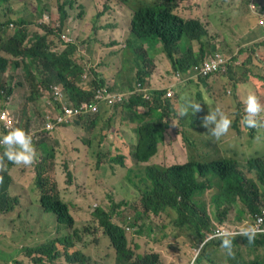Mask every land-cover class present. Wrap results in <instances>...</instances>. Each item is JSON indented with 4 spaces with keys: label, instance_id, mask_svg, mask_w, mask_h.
<instances>
[{
    "label": "trees",
    "instance_id": "obj_1",
    "mask_svg": "<svg viewBox=\"0 0 264 264\" xmlns=\"http://www.w3.org/2000/svg\"><path fill=\"white\" fill-rule=\"evenodd\" d=\"M114 2H125L131 9H137L134 21L125 29L130 39L127 46H115L116 48L110 55L115 57L117 66L116 77H107L103 71L107 70L108 65L102 61L96 64L91 59H75L78 56L83 59L89 57L86 53L76 54L72 45H67L66 36L73 41V38L87 39L84 42L94 45L96 42L104 45H112L121 42L118 38L119 31L124 30L122 17L119 11L111 2L100 0H80L79 6L73 11L68 12L66 5L73 9L74 0H67L58 4L57 12L51 19L45 22L39 20L33 24L36 29H41L38 37L34 38L29 34V23L19 20L15 25L9 23L0 24V104L11 106L10 109L0 111V133H6L13 127H21L26 132H30L33 144L36 148V159L32 164L35 167V187H38L40 201L44 208L57 217L58 223L72 224V219L66 212V207L57 199L48 195V184L56 181L51 177L55 169L56 145H59L58 133L60 130H70L79 135L83 143L90 148L89 178L91 185L100 189L102 181L112 183L115 189H101L106 197L111 200L125 201L129 196L135 197L140 202V216L149 217L152 222L158 224L161 233L156 238L157 247L150 250H136L133 252L129 245H126L124 235L126 231L120 230L122 226L111 225L106 216L103 218L106 230L111 237V251H115V262L120 264H164L165 260L162 249L175 235L177 228L184 230L186 235L191 238L188 253L195 250L196 264H264V247L256 251L258 246H264V235L260 240L251 245L241 242V239L234 236L233 255H227L226 251L220 247V239L217 237L207 241L216 230L225 229L233 232L238 231L242 223L236 225V220L242 222L249 219L259 211V201L264 203V157H255L247 163L254 165V183L246 182L242 177L244 165L234 157L233 153L221 159L209 160L205 158L208 154L215 155V150H201L199 148V158L196 162H182V158L187 154L190 145L186 144V138H173L166 143L169 148L165 149L166 137L170 129V103L165 104L159 101L160 96L152 103L144 101L142 98L134 96L128 102L124 101L120 105L105 106L101 102L98 112H92L88 106L95 100L96 91L103 88L106 84L114 83L110 88L121 90L131 86V81H124L121 72L130 62L129 55H135L134 60L138 66L136 82H145L151 77L150 72H146L142 63L149 59V62L159 54H164L170 61L175 72H183L194 66L201 69L206 66V56L214 55L216 52L225 53L218 49L212 40L218 36L231 35L227 28L224 31L210 30L196 16H183L172 12L174 7L172 0H161L152 3L148 0H113ZM212 2H228L231 0H211ZM167 2L169 9L163 5ZM117 5L116 3H113ZM38 8V4H37ZM231 29L234 27L231 26ZM109 35L111 40L107 41L105 35ZM117 37L113 39V37ZM160 39L162 45L155 50H148L143 47L140 37ZM217 36V37H218ZM189 46L191 51L183 53L180 50ZM195 46V48H194ZM196 50H200L196 55ZM248 51L246 59L241 65L237 63L238 58L229 59L224 71L213 72L211 77L199 78L201 82L211 81L224 77L240 81L229 80L231 86H247L251 81L258 78L253 69V57L256 56L255 49L250 46L239 51L243 55ZM159 58V57H158ZM30 60V63H29ZM183 63L179 69L181 62ZM31 67L34 71L31 72ZM112 68V65L110 64ZM22 69L25 80L28 84L29 104L24 106L17 103L13 98L8 99L13 94L11 83L7 82L5 75L8 69ZM242 68L241 71L239 69ZM165 81L170 84L172 77L169 72ZM54 83L64 81L71 93L72 98L76 99L70 112L67 113L62 103L54 97L45 94L49 89L50 83L47 77ZM86 77V78H85ZM84 80L89 83L85 95L75 87L74 82ZM118 80V81H117ZM211 83V82H210ZM42 85V86H41ZM257 86V85H256ZM80 104V105H79ZM105 106L106 109L102 107ZM21 108L18 118L15 119L12 108ZM242 108V107H241ZM124 111V117L130 118L135 126L128 134L126 140L120 139L117 128L112 130L109 135L98 134L99 139L93 142L92 139L86 140L85 135L94 130H99L98 125L102 119L111 113L109 124L114 119L118 111ZM27 111L31 116V123L26 121ZM105 111V112H104ZM12 112V113H11ZM8 113L7 116H4ZM134 115L137 116L134 119ZM131 122V121H130ZM178 130L180 136L184 122H181ZM42 132V133H40ZM132 133V135H131ZM117 138L119 142L128 148V154L119 153L113 156L107 148V139ZM171 138V137H168ZM112 143H109L111 146ZM227 145V142H226ZM228 146V145H227ZM2 148H0V153ZM170 151L169 155L166 153ZM229 152L226 149L224 153ZM163 158L162 164L150 163L156 155ZM202 156L203 158H201ZM127 157H131L134 167H144L142 171L136 172L133 168L125 164ZM1 164L5 170L0 174V214L10 213L19 203L17 197L9 194L11 178L9 167L11 162L4 160ZM125 169L122 174L121 170ZM70 178V177H69ZM123 184L125 186L123 187ZM257 198L253 200V197ZM121 207V203L117 208ZM57 227H59L57 225ZM140 234L145 232L141 229ZM60 233V232H57ZM6 245L9 251H5L15 260L16 264L33 262L30 251L22 245V241L16 236H7ZM206 242L205 245L202 244ZM146 240V245H149ZM244 249H251L247 258L242 253ZM37 252L52 256L45 246L37 247ZM194 253L188 254L184 264H190L189 257ZM73 264V260H67Z\"/></svg>",
    "mask_w": 264,
    "mask_h": 264
},
{
    "label": "rangeland",
    "instance_id": "obj_2",
    "mask_svg": "<svg viewBox=\"0 0 264 264\" xmlns=\"http://www.w3.org/2000/svg\"><path fill=\"white\" fill-rule=\"evenodd\" d=\"M65 1L67 0H0V24L9 23V25H15L19 20H22L29 23L30 35L40 33L41 29H36L33 24L40 18L43 20L41 26L43 27L45 22L51 19L57 12L58 4L62 5ZM100 1L111 2L119 11L125 27L124 30L122 29L119 31L118 38L121 42L112 45H104L96 42L94 45H89L84 42V39L88 38L87 35L84 38H73L72 42L68 36H66L65 39L69 43H72L76 54L86 53L89 55L87 59H83L80 56L75 59L85 60V62L91 59L96 64L100 60L109 67L107 70H104L103 73L107 77H116V59L115 57L110 58V55L116 48L115 46H127L130 35L127 34L125 29L131 24L133 11L131 6L125 2H114L113 0ZM79 4L80 0H74L73 9L68 5H66V9L68 12L73 11ZM163 5L166 9H169L167 2H164ZM174 12L186 17L196 16L210 30L224 31V29L227 28L231 31V35H227L226 32L224 34L225 36L217 35L218 37L216 36L212 42L216 44L217 51L218 49L225 51V53H219L225 55L228 59L238 58L237 63L239 65L242 64L248 55V51L243 55H239V51L243 48L252 46L257 55V57H253V71L257 76L263 77L258 78V84L256 80H253L249 85L243 87L231 86L228 82L231 79L225 77L224 81L223 77H220L218 79H212L211 81H205L204 83L200 82L199 86L201 92L197 99H201L204 94L213 97L217 93H227L224 96V100L227 101L226 105L233 109L234 112H239L241 107L242 109L244 108L243 98L246 97L249 91H252L259 98L260 103L264 105V42L258 37L259 30L256 28L255 21L249 11L246 0H231L228 2L181 0ZM231 26L234 27V29H231ZM149 37H140L141 44L145 49L155 50L162 45V40ZM116 38V36L113 37V39ZM105 39L107 41L111 40L108 34L105 35ZM199 51L200 50H196L195 54L197 55ZM134 57L135 55H129L128 59L130 62L121 72L124 81H131L132 85L136 83L138 75V66ZM206 58L208 59L209 57L206 56ZM157 59L158 57L156 60ZM154 62L153 60L149 62V59H146V61L142 63V67H144L146 72H153L155 68ZM241 70L242 68L239 69V71ZM5 78L7 82L11 83L14 89L8 101L13 98L17 103L19 102L24 106L28 105V84L22 69L12 70L9 68ZM234 79L235 80L231 81H240L237 78ZM112 84H106L102 90L112 86ZM77 85L83 88L89 87V83L84 84L81 81H79ZM215 85H217V87H215ZM117 87L118 85L116 83L114 89ZM159 87L162 88L164 86ZM175 92L176 95L172 103L178 104L176 110L178 114L180 109V102L178 101L180 92L178 90H175ZM215 106L216 105L212 104L211 108ZM221 107L222 106H220V108ZM10 108L11 106L0 104V111ZM12 108L15 110L14 117L17 119L19 113H21V108ZM102 108L106 109L105 106ZM110 115L111 113L109 112V114L102 119L101 123L98 125L99 130L87 133L85 139H92L93 142H97L100 132L102 135L110 136V132L117 128L116 134L119 135L120 139L126 140L136 122L134 123L130 118L124 117V111L119 110L112 122H110V126H107L109 124ZM31 116L32 115H29L27 111L26 121H29L30 124H32ZM136 117L137 116L134 115V119ZM229 117L232 119V125L229 131L219 139H216L210 136L209 133L207 136L202 133L195 116L190 114L189 116H185L182 120L179 115H176V119L172 120L171 123L181 127V122H185V126L179 137L181 141L183 138H186V144L191 147V149L188 148L187 154L182 158V162L187 163L190 160L191 162H196L199 158L198 151L200 144L202 145L201 150H217V154H208L205 156V158L209 160L221 159V156L225 157L233 153L236 159L243 165H246L252 158L264 157V130L259 133V139H253L248 133H240V140L234 141L237 139H233L232 141L234 142L229 143L228 146L226 145V141L233 133L232 126L234 125V116L229 115ZM141 121H143V118ZM83 136L84 135L75 134L67 129L59 131L58 137L60 140L59 145H56L55 169L51 176L58 185L60 197L69 206L75 219V226L57 223L53 213H45L42 211L40 193L35 187V167L31 169H21L23 166H16V169L9 173L11 178L9 194L12 197H17L19 203L12 212L0 214V264H16L15 260L2 250L5 248L9 251V246L5 244L7 236H16L21 239L22 245L27 247L31 254L33 262L29 264H37L36 260L38 259L43 260L42 264H69L67 255H72L74 253L80 255L83 264H114L115 252L111 251L112 246L105 236L103 228L94 216L97 209L108 211L111 213L115 222L122 223L125 228H128V230H126L128 244L133 252H136L138 249L144 251L157 247L156 238L160 235L161 228L158 224L152 222L149 217L140 216L138 214L141 207L140 202L135 197L129 196L125 201L111 200L106 197L101 189H115V185L105 181L100 182V189L91 185L89 178L90 148L81 140ZM174 136L175 132L169 130L166 137L165 149L169 148L168 144L166 146V143L173 140ZM110 142L112 143L111 146H109ZM106 145L113 156L119 155L120 152L128 154V148L124 147L115 137L107 139ZM226 149H229V152L224 153ZM166 153L169 155L167 159L171 161L170 151ZM200 157L203 158L202 156ZM127 159V161L125 160V164L133 168L135 173L143 170L144 167H134L131 157H127ZM162 161L163 158L158 154L151 159L150 163L162 164ZM121 173L124 174L125 169L121 170ZM248 176H252V174H248ZM124 186L125 184H123V187ZM119 203H121V207L117 208ZM95 205L97 208H95ZM259 205H264L262 200L259 201ZM247 221H250V217ZM239 223H242V220L237 219L236 225ZM50 224H57L59 226V232L62 234L74 233L73 247L66 249L60 244H55V251L52 253V256H55V258L53 259L47 254H43L40 251L37 252L36 250L39 246L51 245L52 241L57 239L58 235L53 232ZM141 229L145 232L144 234H139ZM212 238L213 236L207 239V241ZM146 240H149V245H146ZM191 240L192 239L186 235L184 230L177 228L175 230V235L171 237L168 243L164 244L162 254L165 260L162 262H164V264H184L188 254L193 252L194 256L191 255L189 257V259L192 260L190 264H196L194 260L195 250H190L188 253L189 242H191ZM205 244L206 242H204L202 246ZM263 247L264 246H258L256 251ZM249 251L251 252V249H244L242 251V253L245 254L243 258L249 257L247 256L250 254L248 253ZM25 264H28V262L25 261ZM77 264L81 263L78 262Z\"/></svg>",
    "mask_w": 264,
    "mask_h": 264
},
{
    "label": "clouds",
    "instance_id": "obj_3",
    "mask_svg": "<svg viewBox=\"0 0 264 264\" xmlns=\"http://www.w3.org/2000/svg\"><path fill=\"white\" fill-rule=\"evenodd\" d=\"M148 1L155 3L161 0H148ZM172 1L174 5L172 12H174V10L178 7L179 1L181 0H172ZM246 4L248 5L249 11L255 21L256 28L259 30L258 37L259 39H262L261 40L262 42H264V0H246ZM136 10L137 9L132 10L133 11V15L131 19L132 23L136 15ZM38 36L39 34L32 35V37L34 38ZM70 44L71 42L68 43L67 45ZM191 50H192L191 47L186 46L183 47L180 51L186 53ZM221 55L225 59V65L221 70L217 72L224 71L229 63V59L225 55L223 54ZM209 56H213V55L209 54ZM158 57L159 58L157 60H156L157 57L153 59V61H155L154 62L155 68L153 72H150L151 77L148 78V80H146L145 82H136L134 85L124 87L121 90L106 87V89H108L111 93L120 95V99L117 100L114 104H109L108 100H103L98 98V92H97L99 90L98 89L96 91V97H95V100H97V102H93L90 105L96 104L99 110V108L102 106L101 102L105 103L104 104L105 106H114L117 104L120 105L124 101L128 102L134 96L140 97L144 101L152 103L154 99L158 97V95L162 94V96H160L159 98V101L163 104L169 102L171 108L172 100L175 98L176 95L175 90L177 85L179 84L184 85L185 83H188L190 81L201 82L199 78H208L213 75V74H210L208 76L201 75L196 70V67L201 69L199 66H194V68L191 67L183 72L180 71L175 72L171 66L170 61L167 59V57L164 54H159ZM185 62L187 61L181 62L179 69L181 65ZM33 71H34V67H31V72ZM167 72H169L170 75L173 76L169 85L165 83L168 76ZM47 80L50 83L49 89H46L45 91V94L47 96L54 97L55 100L62 103L67 113L70 112L69 109L70 107L77 106V105H73L72 103H75L76 100L81 97H77L76 99L72 98L71 93L64 81L61 80L60 83L54 84L48 77ZM80 81L83 82L84 84H87V82L84 80H80ZM78 82L76 83L74 82V85L81 92L83 96L86 94L88 88H83L81 86H78L77 85ZM159 86H164V87L161 88ZM100 90H102V88H100ZM199 91L201 92V89L196 92L198 93ZM226 94L227 93H223V94L217 93L213 97L209 96L208 94H204L201 99H197L196 96L183 97L182 98L183 102H180V109L178 114L177 111L174 117L171 116L170 114V124H172L171 123L172 120L176 119V115H179L180 117H185L191 114L196 117L199 127L205 136H207V134L209 133L210 136L219 139L222 135L226 134L229 131L232 125V119L229 117V115H232L234 116V125L232 126L233 133L230 136V138H228V140L226 141L227 145H229V143L231 142L240 140L241 139L240 133H248L252 136L253 139H259L260 138L259 133L264 130V105L260 103L257 95L254 92L249 91L246 97L243 98L244 108L243 109L241 108L239 112H234L233 109L229 108L226 105L227 101L224 100V96ZM212 104L216 106L214 108H211ZM81 105L89 106V105H84L83 103H81ZM219 105L222 107L220 108ZM7 115L8 113L4 114V116ZM139 122L140 121H137V123ZM233 139H237V140L232 141ZM0 148L3 149V151L1 150L0 153V174L3 173L5 170V166L1 164L2 160H4V162L6 161L11 162L12 165L8 169L9 173L15 170L16 166H23L21 169L33 168L32 164L36 159L37 152L33 144V139L30 132H26L21 127H13L10 130H8L6 133H0ZM215 151L217 152V150ZM254 169L256 168L251 163H247L246 165H244L243 172L241 175L246 182L254 183ZM248 174H252V176H248ZM1 189L2 187L0 186V190ZM36 189H38V187ZM46 189H48L49 196L57 199L61 204H63L66 207V212L68 216L72 219L71 226L74 227L75 219L67 203L63 201L62 198L60 197L57 183L48 184ZM256 198L257 196L253 197V200H255ZM40 202H41L42 211L45 213H49L44 208L42 201ZM95 208H97L96 205ZM94 216L99 222L100 226L103 228L104 234L108 240L111 239V237L109 236L106 227L104 225L103 222L104 216H106L107 221L111 225L115 227L119 225L122 226V228L120 229L122 231L128 230V228H125L122 223L115 222L111 213H109L104 209H97ZM54 218L58 223L57 217L54 216ZM50 226L53 232L56 235H58L57 239L53 240L51 245L45 246L46 249L49 250L51 255L55 251V244H60L66 249L73 247L74 245L73 232L70 234L57 233L59 232L57 224H50ZM263 235H264V205H261L259 211L252 217V219L250 217V221L242 222V226L238 229V231L233 232L228 229L222 231L216 230V232H214L212 236L213 238L217 237L220 239V247L226 251L227 255L231 256L234 254L233 239H232L234 236H237V238L241 239V242L243 244L251 245V242L255 243L257 240H260ZM124 239L126 241V245L128 246L129 245L128 236L124 235ZM248 253L251 252L249 251ZM68 259L73 260L74 261L73 264H77L78 262L83 264L80 255L78 253L67 255V260ZM36 263L42 264L43 260L38 259L36 260ZM114 264H120V263L115 262L114 260Z\"/></svg>",
    "mask_w": 264,
    "mask_h": 264
},
{
    "label": "built area",
    "instance_id": "obj_4",
    "mask_svg": "<svg viewBox=\"0 0 264 264\" xmlns=\"http://www.w3.org/2000/svg\"><path fill=\"white\" fill-rule=\"evenodd\" d=\"M225 65V59L219 53H215L213 56H210L207 60L206 66L202 69L196 67V70L203 76H208L213 72L221 70ZM98 98L103 100H108L109 104H114L117 100L120 99V95L111 93L108 89L98 90ZM88 108L92 112H98V107L96 104L89 105Z\"/></svg>",
    "mask_w": 264,
    "mask_h": 264
},
{
    "label": "crops",
    "instance_id": "obj_5",
    "mask_svg": "<svg viewBox=\"0 0 264 264\" xmlns=\"http://www.w3.org/2000/svg\"><path fill=\"white\" fill-rule=\"evenodd\" d=\"M199 85H200V82H195V81H190L188 83H185L184 85H180V84L177 85L176 90H178L180 92L178 101L179 102H183L182 98L185 97V96H189V97L196 96V97H198L200 91L198 93L195 92V91L196 90H200V86ZM205 86H207V85H205ZM215 87H217V85H215ZM193 91H194V93H193ZM177 108H178V104L171 103V110H170L171 116H173V117L175 116ZM181 119L183 120L184 117H181ZM169 130H178V128H177L176 125L170 124V129ZM174 138L180 139V137L178 136V132H176Z\"/></svg>",
    "mask_w": 264,
    "mask_h": 264
}]
</instances>
